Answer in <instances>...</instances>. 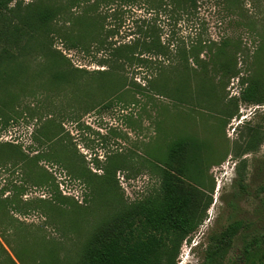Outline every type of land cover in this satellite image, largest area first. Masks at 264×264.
Returning a JSON list of instances; mask_svg holds the SVG:
<instances>
[{
	"label": "rangeland",
	"instance_id": "1",
	"mask_svg": "<svg viewBox=\"0 0 264 264\" xmlns=\"http://www.w3.org/2000/svg\"><path fill=\"white\" fill-rule=\"evenodd\" d=\"M39 10L45 29L23 24ZM150 33L163 54L110 58ZM254 82L263 103L242 100ZM187 137L201 147L184 180L209 206L176 263L264 264V0H15L0 12V264H82L102 224L159 194Z\"/></svg>",
	"mask_w": 264,
	"mask_h": 264
},
{
	"label": "trees",
	"instance_id": "2",
	"mask_svg": "<svg viewBox=\"0 0 264 264\" xmlns=\"http://www.w3.org/2000/svg\"><path fill=\"white\" fill-rule=\"evenodd\" d=\"M15 0H0V12L7 9ZM171 1L176 10L188 12L196 7L197 0ZM49 10L35 11L31 23L24 22L33 29H45L52 20ZM25 26V25H23ZM149 33V32H146ZM13 41L25 35L24 29H17ZM150 37L139 38L129 45L111 48L110 58L133 62L130 57L136 51L163 54L165 45L154 33ZM106 46V44H105ZM102 45V48H105ZM207 46L194 43L182 51L196 53ZM69 49H82L70 44ZM126 54V55H125ZM60 60H68L61 53H55ZM69 62V61H68ZM146 62V61H144ZM58 77L65 78L64 73ZM258 82L249 84L242 93V100L248 103H263L259 98ZM201 147L192 139L173 143L168 150L165 167L162 168V184L159 194L144 203L122 211L102 224L91 237L84 249L82 264H177L181 243L195 232L209 206L201 208L200 191L186 184L184 178L190 169L186 164L191 148ZM240 225L230 226L224 239L231 243ZM6 249L0 241V255Z\"/></svg>",
	"mask_w": 264,
	"mask_h": 264
}]
</instances>
